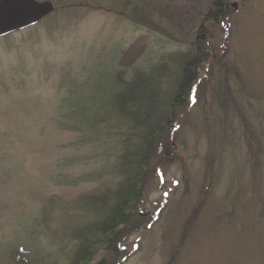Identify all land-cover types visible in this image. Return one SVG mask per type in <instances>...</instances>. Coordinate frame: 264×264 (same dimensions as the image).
<instances>
[{
  "label": "rangeland",
  "instance_id": "rangeland-1",
  "mask_svg": "<svg viewBox=\"0 0 264 264\" xmlns=\"http://www.w3.org/2000/svg\"><path fill=\"white\" fill-rule=\"evenodd\" d=\"M33 1L54 12L0 38V264H264V0Z\"/></svg>",
  "mask_w": 264,
  "mask_h": 264
},
{
  "label": "trees",
  "instance_id": "trees-1",
  "mask_svg": "<svg viewBox=\"0 0 264 264\" xmlns=\"http://www.w3.org/2000/svg\"><path fill=\"white\" fill-rule=\"evenodd\" d=\"M214 9L217 11V15H216V20L218 19H223L224 21H222V29L224 30L225 33L228 32V14L226 12V10L224 9L225 6L219 2V1H215L213 4ZM199 41H201V43L204 45V48L206 50H209V45L207 43V40L205 39H200ZM204 49V50H205ZM197 60V57H193L192 59H190L187 64L186 67L184 68L185 70H183V74H182V78H181V83L178 87V90L176 91V93L173 96V103L176 106H182L183 102H184V97L185 99L188 98V96L191 93V89H192V85L193 83L197 80L198 76H193L191 77L189 70L187 69L189 64L194 63ZM130 95H132V93L130 92ZM138 101L142 100L137 99ZM136 100H134L135 102ZM187 101V100H185ZM142 103V102H140ZM140 103H138V107L141 105ZM185 103V102H184ZM154 109V108H152ZM150 108V105H147V108L145 109V111L141 114L138 110V108L136 109V112L133 113V121L135 120L136 123H138V125L140 127H144V125L148 122L147 119H152V116L154 115L155 111L152 110ZM130 112V111H129ZM130 114V113H129ZM159 119V118H157ZM152 121V120H151ZM155 126V125H154ZM151 127L150 125H146L145 127V134L146 136H148L149 141H147L146 143V148L139 151L140 153L132 155L133 159L132 160H128L127 162H125V168L123 167V173H125V179L123 181V183L121 184L120 188L118 189V193H115L114 198V204L110 207L109 203L107 206L108 214L106 215V220L103 223V226L101 228V232L102 234H107V233H113L115 232V230H118L120 228V226H127V221L129 220L128 217L131 214V212L134 210L132 208V205L134 203H137L139 201V197H140V189H139V185L141 183V180L144 176V173L142 172V167L146 168L147 167V155L146 153H148V151H151V147H152V143L153 141H155V133H157L158 130H154L156 127ZM148 131V132H147ZM147 138V137H146ZM153 148V147H152ZM124 175V174H123ZM135 206V208H136ZM105 207V206H104ZM138 213V217L141 215L140 214V210L135 209ZM156 217L154 216L153 220ZM131 226H133L135 228V226L137 224H140V220L136 219L133 221V223ZM137 227V226H136ZM131 227H129L130 229ZM138 228V227H137ZM119 247H121V243H117L115 244V246L113 247V251L114 253H120L119 251ZM124 251V248L122 249V252ZM125 257H123L124 259ZM119 264V263H116Z\"/></svg>",
  "mask_w": 264,
  "mask_h": 264
},
{
  "label": "water",
  "instance_id": "water-1",
  "mask_svg": "<svg viewBox=\"0 0 264 264\" xmlns=\"http://www.w3.org/2000/svg\"><path fill=\"white\" fill-rule=\"evenodd\" d=\"M34 6L22 0H0V37L25 29L53 13L51 3H37Z\"/></svg>",
  "mask_w": 264,
  "mask_h": 264
},
{
  "label": "snow or ice",
  "instance_id": "snow-or-ice-1",
  "mask_svg": "<svg viewBox=\"0 0 264 264\" xmlns=\"http://www.w3.org/2000/svg\"><path fill=\"white\" fill-rule=\"evenodd\" d=\"M22 2L34 6L33 0H22Z\"/></svg>",
  "mask_w": 264,
  "mask_h": 264
},
{
  "label": "bare ground",
  "instance_id": "bare-ground-1",
  "mask_svg": "<svg viewBox=\"0 0 264 264\" xmlns=\"http://www.w3.org/2000/svg\"><path fill=\"white\" fill-rule=\"evenodd\" d=\"M39 24V23H38Z\"/></svg>",
  "mask_w": 264,
  "mask_h": 264
}]
</instances>
